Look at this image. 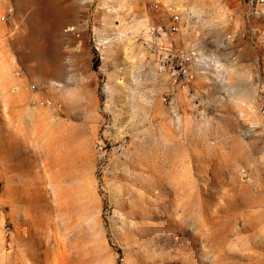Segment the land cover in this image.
<instances>
[{"label":"rangeland","instance_id":"obj_1","mask_svg":"<svg viewBox=\"0 0 264 264\" xmlns=\"http://www.w3.org/2000/svg\"><path fill=\"white\" fill-rule=\"evenodd\" d=\"M168 1L223 64L174 109L152 0H0V264H264V34Z\"/></svg>","mask_w":264,"mask_h":264},{"label":"built area","instance_id":"obj_2","mask_svg":"<svg viewBox=\"0 0 264 264\" xmlns=\"http://www.w3.org/2000/svg\"><path fill=\"white\" fill-rule=\"evenodd\" d=\"M236 1L244 6L242 16L246 26L225 39L230 38V42L234 43L236 38L253 39L256 33L264 34V27L260 28L253 23L259 21L264 24V0ZM152 8L155 14L148 16L141 38L149 49V65L155 71L168 75L169 84L162 95V101L174 109L178 93L193 96L198 74L218 82V71L223 68V64L216 50L205 46L198 39L188 40L187 32L192 28L190 25L195 16L190 14L192 12L180 9L168 0H152ZM261 112L264 114V103Z\"/></svg>","mask_w":264,"mask_h":264},{"label":"crops","instance_id":"obj_3","mask_svg":"<svg viewBox=\"0 0 264 264\" xmlns=\"http://www.w3.org/2000/svg\"><path fill=\"white\" fill-rule=\"evenodd\" d=\"M262 67H263L262 71H263V73H264V64L262 65ZM198 76H201V75L198 74L197 77H198ZM262 76H263V80H264V75H262ZM167 77H168V75H167ZM197 77H196V79H197ZM195 82H196V80H195ZM195 82H194V84H195ZM167 83L169 84V79H168V78H167ZM168 84H167V85H168ZM166 88H167V87H166Z\"/></svg>","mask_w":264,"mask_h":264},{"label":"trees","instance_id":"obj_4","mask_svg":"<svg viewBox=\"0 0 264 264\" xmlns=\"http://www.w3.org/2000/svg\"><path fill=\"white\" fill-rule=\"evenodd\" d=\"M93 67H94V69H96V68H97V63H96V62L94 63V66H93Z\"/></svg>","mask_w":264,"mask_h":264}]
</instances>
